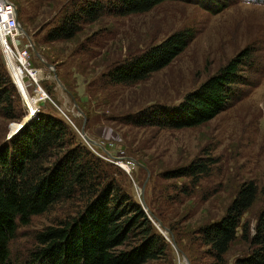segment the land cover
Returning a JSON list of instances; mask_svg holds the SVG:
<instances>
[{
  "label": "trees",
  "instance_id": "1",
  "mask_svg": "<svg viewBox=\"0 0 264 264\" xmlns=\"http://www.w3.org/2000/svg\"><path fill=\"white\" fill-rule=\"evenodd\" d=\"M11 1L23 26L36 28L40 24L37 35L41 36L35 41L38 49L40 41L74 39L84 26L103 16L145 13L170 0ZM195 1L212 12L226 3L215 0L212 6L211 1ZM195 32L190 26L181 28L114 61L91 80L93 83L90 81L91 87L102 90L113 85L131 86L148 79L182 53ZM247 50L230 58L179 101L153 102L117 117L138 127L178 129L206 123L232 102L234 85L249 82L248 76L240 73L242 65L249 64ZM43 55L48 62L57 64L55 54ZM56 72L69 95L75 97L70 83L64 81L66 75L60 74L58 68ZM79 104L90 116V110ZM26 114L0 52V117L18 122ZM101 154L81 140L49 103L0 143V264H146L159 259H169L174 264L176 249L172 243L190 264H228L227 253L238 239L245 248L236 255L234 264H264V206L252 225L244 218L259 195L256 180H244L238 185L219 218L191 224L185 216L175 220L167 217L163 209H167V199L175 197L165 195L163 189L151 195V174L144 191L146 211L140 196L135 197L130 190L125 172ZM217 163L218 156L204 148L189 162L158 176L173 180L176 199L179 195L191 197ZM53 210L56 214L31 232L32 246L25 253H17L14 262L11 241L18 226H28L33 216ZM151 216L169 230L167 236Z\"/></svg>",
  "mask_w": 264,
  "mask_h": 264
},
{
  "label": "rangeland",
  "instance_id": "2",
  "mask_svg": "<svg viewBox=\"0 0 264 264\" xmlns=\"http://www.w3.org/2000/svg\"><path fill=\"white\" fill-rule=\"evenodd\" d=\"M207 1L216 5L215 0ZM225 1L223 7L214 12L195 0H170L145 13L103 16L84 26L74 39L40 41L38 49L35 41L41 36L37 35L40 24L36 28L23 26L18 20L22 27L19 37L22 42L32 44L27 59L29 67L38 70V85L45 92L44 106L52 105L86 142L80 132L84 124L85 134L112 158L100 146L86 143L99 149L104 158L114 161L125 172L135 197L139 198L141 186L145 181L147 184L151 174L154 178L152 189L150 183L151 195L163 189L165 195L175 197L167 199V209H163L167 217L175 220L185 216L191 224H201L219 218L238 185L254 179L259 195L244 215L252 225L264 206V0ZM188 26L196 32L186 49L148 79L131 86L113 85L102 90L91 87L90 81L114 61ZM33 48L43 60L35 55ZM245 50L249 51L250 60L249 64L242 65L240 73L248 76L249 82L234 85L232 102L206 123L178 129L138 127L125 124L117 117L153 102L179 101L230 58ZM0 52L2 54L1 48ZM43 52L57 56V67L46 60ZM44 61L51 64L53 70ZM56 68L66 75L64 81L70 83L75 97L66 91ZM7 71L13 80L8 68ZM25 80L32 81L28 77ZM37 88L34 82L26 84L28 96H36ZM20 96L27 113V103ZM79 103L90 110V116H86ZM18 125L19 121L0 117V143L7 139L10 127L13 130ZM204 148L218 156L217 165L211 175L202 179L193 196L179 195L176 199L173 180L162 179L161 174L189 162ZM55 214L53 210L33 216L28 226H18L11 241L14 262L17 253H25L32 246L31 232L48 223ZM244 248L245 244L238 239L227 253L228 264H234L236 255ZM173 254L174 264H186L180 252L175 250ZM146 264L170 263L169 259H159Z\"/></svg>",
  "mask_w": 264,
  "mask_h": 264
},
{
  "label": "built area",
  "instance_id": "3",
  "mask_svg": "<svg viewBox=\"0 0 264 264\" xmlns=\"http://www.w3.org/2000/svg\"><path fill=\"white\" fill-rule=\"evenodd\" d=\"M20 34H22V30L17 17L16 5L11 0H0V48L6 66L9 70L10 57L16 62L19 61L24 70L22 81L25 82V86L26 84L34 82L38 87L36 90L40 92L43 98L45 92L38 85V70L29 67L30 64L27 59L31 43L28 41L22 42L19 37ZM25 77H28L29 80L32 79V81H26Z\"/></svg>",
  "mask_w": 264,
  "mask_h": 264
},
{
  "label": "water",
  "instance_id": "4",
  "mask_svg": "<svg viewBox=\"0 0 264 264\" xmlns=\"http://www.w3.org/2000/svg\"><path fill=\"white\" fill-rule=\"evenodd\" d=\"M20 27H21V26H20ZM21 30H22V27H21ZM28 39H29V41H30V40H31V37L28 36ZM31 45H32V44H31ZM33 50H34L35 55H36L37 57H39L41 60H43L42 57L40 56V54L37 52V50H36L35 48H33ZM44 63H45V65H46L47 67H49V68H51V69L53 70V66H52L51 64H49L48 62H45V61H44ZM13 82H14V84L16 85V87L18 88V91L20 92L19 86H17V84L15 83V81H13ZM36 103H37L36 108H34V109L31 111V114H30V115H25V116L22 118V120L19 121V126H18V127H15L13 130H11V127H10L9 133H8V135H7V139L10 138L11 136H13V135H14V134H15L20 128H22V127H23L28 121H30L32 117L35 116V114H36V112L38 111V109L41 108V107H43V106L45 105V100H44L43 98H38V100L36 101ZM74 105H76L75 101H74ZM78 109H79V108H78ZM79 111H80V109H79ZM84 122H85V120H84ZM80 132H81V135L83 136L84 140H85L88 144H91V145H97V146H100V147H101V145H100L98 142H96L95 140L91 139L90 137H88V136L85 134V131H84V124H83V126H82ZM101 148L104 150V152H105L109 157H111V155L109 154V152H108L107 150H105L103 147H101ZM111 158H112V157H111ZM118 159H120V158H118ZM128 160H132V159L129 158ZM145 184H146V181L142 184L141 189H140V201H141V204L143 205L144 209L147 211V206H146V203H145V200H144V189H145ZM151 217H152V220L154 221L155 226H157V227L159 228V230H160V231L166 236V233H169V230H168L166 227L162 226V225L160 224V222H159L155 217H153V216H151ZM172 244H173V246L175 247V249L178 250L177 247L175 246V243H172ZM182 255H183V258H184V260H185V263H186V264H190V263H189V260H188V258H187V256H186L185 254H182Z\"/></svg>",
  "mask_w": 264,
  "mask_h": 264
},
{
  "label": "bare ground",
  "instance_id": "5",
  "mask_svg": "<svg viewBox=\"0 0 264 264\" xmlns=\"http://www.w3.org/2000/svg\"><path fill=\"white\" fill-rule=\"evenodd\" d=\"M9 70L14 78L15 83L17 84V86H19L20 94L23 96V98L25 99L27 103V109H28L27 113L28 115H30L31 111L37 106L36 101L38 100V98L41 97L40 92L37 91L38 94L34 96L33 98L28 96V93L26 91L25 82L22 81L24 70L21 66V63L19 61L16 62L12 57H10Z\"/></svg>",
  "mask_w": 264,
  "mask_h": 264
}]
</instances>
